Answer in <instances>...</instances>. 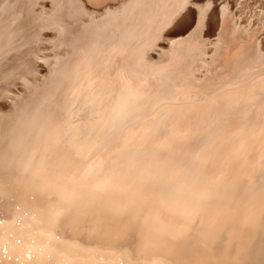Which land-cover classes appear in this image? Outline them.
Here are the masks:
<instances>
[{
    "label": "bare ground",
    "instance_id": "obj_1",
    "mask_svg": "<svg viewBox=\"0 0 264 264\" xmlns=\"http://www.w3.org/2000/svg\"><path fill=\"white\" fill-rule=\"evenodd\" d=\"M251 1L216 0L223 15L190 30L189 0H59L58 23L43 0H0V264H119L126 244L132 263L182 264L225 180L218 264H264V21L262 8L241 19ZM21 13L54 31L22 34Z\"/></svg>",
    "mask_w": 264,
    "mask_h": 264
},
{
    "label": "rangeland",
    "instance_id": "obj_2",
    "mask_svg": "<svg viewBox=\"0 0 264 264\" xmlns=\"http://www.w3.org/2000/svg\"><path fill=\"white\" fill-rule=\"evenodd\" d=\"M262 3H264V1L262 0H258V2L256 3H251V6H248L244 9L245 12L241 14L242 18L250 15L249 12L251 11V9L254 10L255 14L259 13V11L261 10L260 8H262L260 13L264 11V4L262 5ZM241 6L242 5H240V7H236L237 9L235 8V10H240L239 8H241ZM253 17H255L256 19V15L252 17L250 16L252 24ZM263 31L264 25L263 30L260 31L261 36H264ZM261 39L263 40L264 37H261ZM17 87H20V85H17ZM213 196L215 197L213 204L210 208H208L207 211H205L201 220L193 227L188 236L186 253L184 259L181 261L182 264H218L219 259L224 255V251H227L229 249V226L231 225L232 218L229 212V181L225 180L224 184L216 189V192H214ZM127 250L128 244H126L123 250H121V252L124 251V253L122 259H120L119 264H154L155 260L153 255L151 253L144 254L142 252L140 254L141 257L139 261H133L134 263H132L131 256L128 254ZM144 258H147L146 261Z\"/></svg>",
    "mask_w": 264,
    "mask_h": 264
},
{
    "label": "snow or ice",
    "instance_id": "obj_3",
    "mask_svg": "<svg viewBox=\"0 0 264 264\" xmlns=\"http://www.w3.org/2000/svg\"><path fill=\"white\" fill-rule=\"evenodd\" d=\"M43 3L47 4L49 6L48 8L53 9V12L47 15L53 17L52 22L58 23V19L55 15V6L59 3V0H43ZM35 7L39 8V4H36ZM217 7H219L221 15H223L224 8L223 6H218L216 0H189L185 7V14H191L189 29H193L201 17L210 15V11ZM237 7H240L239 3H237ZM261 16L264 17V11L261 12ZM241 19L243 18L241 17ZM254 19L255 17H253V20ZM13 26L18 28L22 34L31 35L35 39H38L39 36L43 35L45 32L54 31L51 27H42L37 30H32L31 26L25 22L23 13L13 19ZM28 259L31 260V253H28Z\"/></svg>",
    "mask_w": 264,
    "mask_h": 264
}]
</instances>
